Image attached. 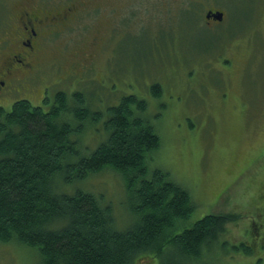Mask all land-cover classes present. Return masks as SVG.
Returning a JSON list of instances; mask_svg holds the SVG:
<instances>
[{
	"label": "rangeland",
	"instance_id": "obj_1",
	"mask_svg": "<svg viewBox=\"0 0 264 264\" xmlns=\"http://www.w3.org/2000/svg\"><path fill=\"white\" fill-rule=\"evenodd\" d=\"M20 1L0 0V50L7 49L2 41ZM90 1L69 26L46 40L38 75L27 81L30 88L8 85L0 92V105L11 109L19 98L44 104V89L49 100L57 90H83L99 109L125 94L146 95L162 136L161 147L149 155V167L169 171L191 190L196 209L189 221L208 213L238 216L202 247L198 260L176 259L182 264H264V0ZM209 9L224 10V20L207 21ZM94 44L88 63L65 74L80 52ZM162 45L166 49L160 61L153 55L139 60ZM158 77L166 86L162 99L143 88L145 78L150 85ZM102 135L101 124L88 125L80 134L83 152H91ZM79 186L104 193L119 225H125L120 174L108 168L62 187L70 193ZM242 244L249 252L235 248ZM40 259L29 246L0 242V264H39Z\"/></svg>",
	"mask_w": 264,
	"mask_h": 264
},
{
	"label": "trees",
	"instance_id": "obj_2",
	"mask_svg": "<svg viewBox=\"0 0 264 264\" xmlns=\"http://www.w3.org/2000/svg\"><path fill=\"white\" fill-rule=\"evenodd\" d=\"M158 79L150 85L144 79L143 88L162 99L166 86ZM146 97L125 94L99 109L83 90H57L50 100L45 92L44 104L19 98L11 109L0 105V242L37 250L39 264L198 260L202 247L238 216L208 213L189 221L196 209L191 190L169 171L149 167L162 136ZM92 124H101L104 135L91 152H83L80 134ZM108 168L124 182L122 226L104 193L80 186L69 193L62 187ZM235 248L250 250L245 244Z\"/></svg>",
	"mask_w": 264,
	"mask_h": 264
},
{
	"label": "flooded vegetation",
	"instance_id": "obj_3",
	"mask_svg": "<svg viewBox=\"0 0 264 264\" xmlns=\"http://www.w3.org/2000/svg\"><path fill=\"white\" fill-rule=\"evenodd\" d=\"M79 1L62 6H57L56 4L51 6L50 3L42 4L43 0H21L17 4V15L10 24L12 27L8 31V38H4L2 41V44H6L7 49L5 51L4 49L0 50V92L10 84L25 86L26 89L30 88L27 81L38 75L36 73L42 64V50L46 40L69 26L77 12L92 4L90 0L84 1L83 4ZM139 29L147 31L146 26H140ZM156 42L159 44L161 41L155 40L154 43ZM173 43L174 41H171V44ZM95 46L94 44L82 50L76 59L74 58L75 66L68 71L64 70V73L71 74L77 71L74 69L86 65L88 63L86 57L93 54L91 49L93 50ZM165 49L163 45L154 46L153 51L151 49H149V53L145 51L139 60L143 62V60L153 55L156 61H160L164 58ZM145 76L148 75L145 74ZM133 81L139 80L132 79L130 82L134 83ZM45 92L46 90L44 89L43 96L40 99L44 98Z\"/></svg>",
	"mask_w": 264,
	"mask_h": 264
},
{
	"label": "water",
	"instance_id": "obj_4",
	"mask_svg": "<svg viewBox=\"0 0 264 264\" xmlns=\"http://www.w3.org/2000/svg\"><path fill=\"white\" fill-rule=\"evenodd\" d=\"M207 18H215L217 20H222L223 16H224V12L221 10H217V11H213V10H209L206 14Z\"/></svg>",
	"mask_w": 264,
	"mask_h": 264
}]
</instances>
